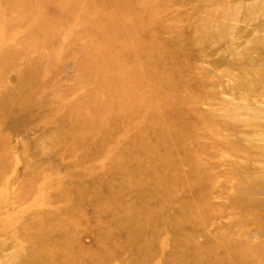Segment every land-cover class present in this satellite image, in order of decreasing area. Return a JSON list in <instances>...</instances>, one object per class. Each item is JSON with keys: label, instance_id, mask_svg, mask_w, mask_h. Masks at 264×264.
<instances>
[{"label": "rangeland", "instance_id": "1", "mask_svg": "<svg viewBox=\"0 0 264 264\" xmlns=\"http://www.w3.org/2000/svg\"><path fill=\"white\" fill-rule=\"evenodd\" d=\"M0 264H264V0H0Z\"/></svg>", "mask_w": 264, "mask_h": 264}]
</instances>
